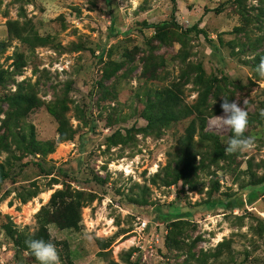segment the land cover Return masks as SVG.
<instances>
[{
  "label": "rangeland",
  "instance_id": "rangeland-1",
  "mask_svg": "<svg viewBox=\"0 0 264 264\" xmlns=\"http://www.w3.org/2000/svg\"><path fill=\"white\" fill-rule=\"evenodd\" d=\"M263 6V0H0V124L14 107L5 96L32 92L40 103L16 120V130L52 144L43 153L13 145L0 151L6 174L0 264H40L9 232L33 231L37 209L58 188L83 203L77 228L47 224L61 264H264V180L253 183L264 174V79L257 73ZM9 19L29 21L45 42L10 36ZM152 61L161 78L149 76ZM188 63L198 64L210 85L214 112L205 128L223 153L185 180L162 184L153 172L190 117L149 124L147 99L179 79ZM192 76L182 87L187 103L196 96ZM222 97L248 112L244 135L255 138L252 150L225 153L233 133L221 123ZM55 98L67 105L71 139H57L45 106Z\"/></svg>",
  "mask_w": 264,
  "mask_h": 264
},
{
  "label": "trees",
  "instance_id": "trees-1",
  "mask_svg": "<svg viewBox=\"0 0 264 264\" xmlns=\"http://www.w3.org/2000/svg\"><path fill=\"white\" fill-rule=\"evenodd\" d=\"M264 1V0H263ZM264 23V6L261 9ZM166 21L144 22L147 26L158 27ZM189 28L195 29V26ZM238 28V27H235ZM7 33L30 45H40L45 42V37L36 33L33 25L29 21L19 23L15 19L6 21ZM188 29V28H187ZM153 61L146 65L148 74L152 78H161ZM193 73L191 81L197 84L196 96L193 101L187 103L183 99V85L189 80V75ZM179 79L169 81L161 87L154 88L152 97L148 98L147 110L151 120L149 124H167L185 117H190L179 135L172 150L168 151L166 161L159 170L153 172L162 184H172L177 180H185L189 171H194L197 167L204 168L214 163L222 156L223 149L218 143L217 135L205 128L206 117L214 112L208 107L207 100L211 92L210 85L204 80L200 66L188 63L179 73ZM14 107L7 112L0 124V151H9L13 145L15 148L43 153L51 148L50 141H39L31 135L25 139V134L16 130V120L22 117L27 108L37 106L40 100L34 93L21 91L14 92L10 96H5ZM25 103V106H22ZM48 112L56 121V133L58 140L71 139L74 128L69 123L66 116L67 105L64 100L55 98L46 103ZM217 110V109H216ZM195 135V136H194ZM264 165V162L262 163ZM6 176L0 162V183ZM264 174L253 183H261ZM83 205L81 199L72 195L68 190L58 188L54 190L48 201L42 204L36 211L37 227L29 232L16 231L13 243L20 248L29 249L26 241L31 239H43L49 241L47 224L53 223L57 228H77L80 221V207ZM30 250V249H29ZM31 252V250H30ZM32 253V252H31ZM32 255H34L32 253Z\"/></svg>",
  "mask_w": 264,
  "mask_h": 264
},
{
  "label": "clouds",
  "instance_id": "clouds-1",
  "mask_svg": "<svg viewBox=\"0 0 264 264\" xmlns=\"http://www.w3.org/2000/svg\"><path fill=\"white\" fill-rule=\"evenodd\" d=\"M257 73L264 79V57L261 58ZM220 107L224 113L221 123L231 129L233 135L226 141L225 153L228 155L250 151L255 146V138L245 136L248 126V112L239 105L238 100L229 101L222 97ZM264 115V112L261 113ZM29 249L40 264H61L58 250L54 243L43 239L26 241Z\"/></svg>",
  "mask_w": 264,
  "mask_h": 264
}]
</instances>
